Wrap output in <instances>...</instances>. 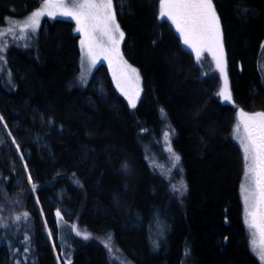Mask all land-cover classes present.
<instances>
[{"label": "trees", "instance_id": "16d2710c", "mask_svg": "<svg viewBox=\"0 0 264 264\" xmlns=\"http://www.w3.org/2000/svg\"><path fill=\"white\" fill-rule=\"evenodd\" d=\"M113 1L124 54L143 77L136 111L105 64L87 86L76 84L81 46L70 20L45 19L32 46L6 51L0 201L10 206L9 198L19 197V206L0 226V264H59L36 197L62 264H113L105 237L135 264H262L246 228L245 160L232 134L240 110L264 111V0H214L234 104L216 96L218 77H203L159 18L158 0ZM36 2L0 0V27ZM165 127L175 130L183 199L148 159V144ZM60 217L70 224L67 251Z\"/></svg>", "mask_w": 264, "mask_h": 264}, {"label": "snow or ice", "instance_id": "6c2138e0", "mask_svg": "<svg viewBox=\"0 0 264 264\" xmlns=\"http://www.w3.org/2000/svg\"><path fill=\"white\" fill-rule=\"evenodd\" d=\"M40 3L41 7L37 11L31 13L25 20L16 22L14 27H9L8 32H13L15 28H19L21 32L28 28L34 31L40 18L45 15L51 18H55L56 15L69 17L76 21V31L82 32L85 36V40L81 41L84 50L83 64L94 65L100 55L110 62L113 56L119 57V43L124 39V33L116 22L113 0H40ZM158 5L159 18L171 21L183 44L195 51L198 61L202 51L212 53L217 69L224 76V86L217 95L224 101L233 102L227 81L222 32L212 0H158ZM97 33L107 38L108 47L104 48L97 44L95 39ZM123 63L138 84L137 70L127 65L126 61ZM117 87H121L119 82ZM121 91L124 89L121 88ZM124 94L131 106L135 107V97L139 95V89L137 88L134 95L128 92ZM238 116L235 134L243 147L246 162V183L242 186L248 212L245 222L250 229L255 230L252 233V245L254 250L259 249V254L264 259V112L248 114L240 110ZM2 120L3 117H0V121ZM174 159L179 161L180 158L174 156ZM35 187L33 184V189ZM24 216L27 218V213ZM57 216H60L59 212ZM16 220H20V217L17 216ZM85 238H88L87 235Z\"/></svg>", "mask_w": 264, "mask_h": 264}, {"label": "rangeland", "instance_id": "374dc122", "mask_svg": "<svg viewBox=\"0 0 264 264\" xmlns=\"http://www.w3.org/2000/svg\"><path fill=\"white\" fill-rule=\"evenodd\" d=\"M212 3L214 5V9L215 12L219 18V24H220V29L222 32V44H223V51H224V60L226 63V74H227V81H228V87L229 90L231 92V96H232V101L231 103L224 101L222 99V97L218 96L217 93L221 90V88H223L224 86V76L223 74L220 73V71L217 69L216 67V61L213 58V55L211 52L204 50L201 52V57L199 59V61L196 59V54L195 51H193L190 47H188L187 45H184L195 57L198 65L200 66L202 73H203V77L205 76H209V75H216L219 79V85L216 91V96L224 103H229V104H234L235 100H234V96H233V89H232V85H231V79H230V74H229V66H228V58H227V53H226V49H225V38H224V34H223V29H222V23H221V19L219 17V14L217 12L216 6H215V2L214 0H212ZM41 7V3L40 0H37L36 2V6L27 11L23 16H17V15H9L8 18L5 20V22L3 23V25L0 27V33H3L2 35H0V67L3 66V64L6 61V51L13 47V46H17V47H29L32 46L35 42V39L37 38V33L39 32L42 23L44 22L45 19H51V20H56V19H65V20H70L72 22H74L75 24V30L77 29V24L76 21L72 18L69 17H61L59 15H56L55 18H51L47 15L43 16L40 18L39 20V24L36 27V29L33 31L31 28L25 29L23 32L20 31L19 28H15V30L13 32H8L9 27H14V25L16 24V22H20L25 20L31 13H33L34 11H37L39 8ZM113 7L115 10V19L116 22L119 24L120 26V30L123 31L120 22L118 20L117 17V13H116V9H115V5H114V1H113ZM15 10V9H14ZM165 21H168L171 26L173 27V29L176 31L175 26L171 23V21H169L168 19H163ZM76 33L80 36V46H81V60H80V72L78 74L77 77V81L76 84H78L79 86H87L92 78V76L94 75L96 69L102 65L105 64L111 71L113 80L115 82V85L117 87V83L119 82L121 87H117V89L120 91V93L126 98V100L129 103V99L128 97L124 94V92H128L130 95H134L137 88L139 89V95L136 98V106L132 107L131 104L130 106L132 107V109L134 111H136L143 93H144V82H143V77L142 74L140 72V70L132 65L128 59L126 58L124 51H123V44H124V39H125V33H124V39L122 41H120L119 43V57H115L113 56L111 59V62L109 61V59H105L103 55H100L97 60L96 63L94 65L88 64L85 65L82 63V56L84 55V50H82V45H81V41L85 40V36L82 32H78L76 31ZM176 33L180 36V34L176 31ZM181 38V37H180ZM96 42L97 44H99L101 47H108V43H107V38L103 37L101 34L97 33L95 36ZM182 40V39H181ZM183 42V41H182ZM85 50H86V45H85ZM126 61L127 65H130L131 68H134L137 70L138 74H139V82L137 84V81L135 79V77L131 74V72L126 68L125 64L123 62ZM260 70L263 73V77H264V44H263V49H262V53H261V60H260V66H259ZM83 77V78H82ZM263 84H264V80H263ZM121 88L124 89V91H121ZM245 113L248 114H255V113H260V112H264L261 110H257V111H245L243 110ZM239 122V116L237 117V120L235 122L234 125V129H233V138L234 140L238 143V145L240 146L242 152H243V156H244V151H243V147L240 143V141L236 138V134H235V127L237 125V123ZM243 131V129H242ZM164 133V134H163ZM173 137H174V133L173 131H171L170 128H166L165 130H163L162 132V136L160 138H156L153 140V143L148 144L147 146V151H148V159L149 162L151 163V165L153 166V168L155 169V171L157 173H159L160 175H162L165 179H167L169 181L170 187H171V191L175 192L176 195L178 197H180L179 199H183L187 190V183H186V179L184 177V172L181 166V160L179 159V161H176L174 159V156H178L177 152L174 149L173 146ZM158 140L163 141V143H159ZM159 144H158V143ZM163 146H162V145ZM161 145V147H160ZM162 148V151H161ZM155 156V158H154ZM180 158V157H179ZM245 160V159H244ZM245 171H246V162H245ZM245 171H244V177H243V181L241 184V196H242V202L244 205L243 208V212H244V219L246 220V218L248 217V212L246 211V204H245V200H244V193L242 191V186L245 185L246 181H245ZM36 195V194H35ZM183 197V198H182ZM19 197H13V198H9L11 204L10 206H7L5 204H3V202H5L6 200L3 199L2 197V201H0V226H3V222L5 223L4 219H9L12 220L13 215L16 212V207L19 206L17 200ZM35 203L38 206L40 213L43 216L44 219V225L46 228V232L47 235L49 237L50 243L56 253V257L58 259V263L62 264L56 249V245H55V241L53 238V233L51 232V230L48 227V223L46 222V219L44 217V213L42 210V207L39 203L38 198H35ZM16 208V209H15ZM15 209V210H14ZM4 216H8L9 218H5ZM64 218L60 217V226H59V234H60V240L64 245V250L67 251V248L69 246V228H70V224H68L67 220L64 221ZM3 220V221H2ZM163 221V220H162ZM14 222H17L14 221ZM246 223V222H245ZM246 228L248 230L249 233V238H250V244H251V248L253 253L258 257V259L261 261L262 264H264V259L261 258L260 254H259V249L256 248L254 250V246L252 245V239H253V235L252 233L255 231L253 229H250L248 227V225L246 224ZM164 235H162L161 233L159 234V237L157 239V241H159V238L162 239ZM258 236H257V240H258ZM104 242L106 245H110L109 251L111 253L112 259H113V264H135L134 262H132L131 260H129L124 254L123 252L118 248L117 244L113 241V239L111 237H105L104 238ZM70 258V257H69ZM116 261V262H115Z\"/></svg>", "mask_w": 264, "mask_h": 264}, {"label": "bare ground", "instance_id": "6f19581e", "mask_svg": "<svg viewBox=\"0 0 264 264\" xmlns=\"http://www.w3.org/2000/svg\"><path fill=\"white\" fill-rule=\"evenodd\" d=\"M14 49H15V48H14ZM19 49H20V48H19ZM22 49H23V48H22ZM166 124H167V123H166ZM171 128H172V127H171ZM164 130H165V128H164ZM174 133H175V130H174ZM163 134H164V133H163ZM159 141H160V140H158V142H159ZM158 142H157V143H158ZM161 142L163 143V141H160L159 143H161ZM159 143H158V144H159ZM161 145H162V144H161ZM161 145H160V147H161ZM162 146H163V145H162ZM161 151H162V148H161ZM148 156H149V155H148ZM154 158H155V156H154ZM50 240H51V239H50ZM115 262H116V261H115ZM118 264H119V263H118ZM120 264H121V263H120Z\"/></svg>", "mask_w": 264, "mask_h": 264}]
</instances>
